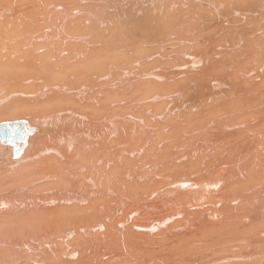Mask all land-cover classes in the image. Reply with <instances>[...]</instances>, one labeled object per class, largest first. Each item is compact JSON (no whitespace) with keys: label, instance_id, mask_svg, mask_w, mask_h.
Segmentation results:
<instances>
[{"label":"bare ground","instance_id":"1","mask_svg":"<svg viewBox=\"0 0 264 264\" xmlns=\"http://www.w3.org/2000/svg\"><path fill=\"white\" fill-rule=\"evenodd\" d=\"M0 145V264H264V0H0Z\"/></svg>","mask_w":264,"mask_h":264},{"label":"water","instance_id":"2","mask_svg":"<svg viewBox=\"0 0 264 264\" xmlns=\"http://www.w3.org/2000/svg\"><path fill=\"white\" fill-rule=\"evenodd\" d=\"M22 125H23V128L21 127ZM9 126L12 127V128H15L16 131L9 133L8 131L5 130L4 139L6 140V142H10V143L17 142V143H20V138L19 137L23 133V144H25L26 143V139L24 140V138L27 137L28 132H29L28 129L26 130V127H28L27 122L26 121L11 122V123H9Z\"/></svg>","mask_w":264,"mask_h":264},{"label":"rangeland","instance_id":"3","mask_svg":"<svg viewBox=\"0 0 264 264\" xmlns=\"http://www.w3.org/2000/svg\"><path fill=\"white\" fill-rule=\"evenodd\" d=\"M4 6V5H3ZM220 90V89H219ZM18 117V116H17ZM16 116L15 117H9V118H5L6 120H10V119H13V118H15V119H19V118H24L25 117V115H23L22 117L21 116H19L18 118H17ZM14 119V120H15ZM0 147H1V145H0ZM5 160H6V158L4 157V155L3 154H0ZM7 161V160H6ZM15 162V161H14ZM11 163V162H10ZM161 167V165L160 164H154V165H150L149 166V168L150 169H152V168H160ZM10 183V182H9ZM8 183V184H9ZM18 184V181H14L13 183H11V184H9V185H7V186H5L4 188H2V189H0V190H4V189H6V188H12L11 187V185H17ZM17 187V186H16ZM33 212H37L35 209H33L32 211H30V213L31 214H34ZM0 220H4V219H0ZM258 234H261V233H258Z\"/></svg>","mask_w":264,"mask_h":264}]
</instances>
